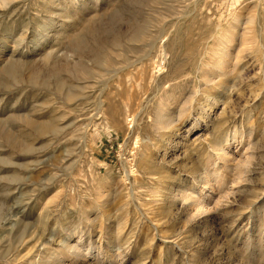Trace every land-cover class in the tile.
Here are the masks:
<instances>
[{
	"label": "rangeland",
	"instance_id": "374dc122",
	"mask_svg": "<svg viewBox=\"0 0 264 264\" xmlns=\"http://www.w3.org/2000/svg\"><path fill=\"white\" fill-rule=\"evenodd\" d=\"M0 264H264V0L0 4Z\"/></svg>",
	"mask_w": 264,
	"mask_h": 264
},
{
	"label": "bare ground",
	"instance_id": "6f19581e",
	"mask_svg": "<svg viewBox=\"0 0 264 264\" xmlns=\"http://www.w3.org/2000/svg\"><path fill=\"white\" fill-rule=\"evenodd\" d=\"M10 0H0V4H4V3H7V2H9ZM141 24H138V26H140ZM131 27V26H130ZM141 28V26L138 28V29H140ZM142 29V28H141ZM140 29V30H141ZM131 30V29H130ZM119 31V30H118ZM137 31V30H136ZM136 31H135V33H132V36H131V39H133V41L135 40V41H139V42H141V41H143V38L142 37H140V34L141 33H136ZM139 31V30H138ZM144 31V30H143ZM120 32V31H119ZM128 32V31H127ZM131 32V31H130ZM115 33V32H114ZM143 33V32H142ZM119 34V33H118ZM125 35V34H124ZM127 35V34H126ZM139 36V37H138ZM148 36V35H147ZM126 39V38H125ZM130 39V38H129ZM141 40V41H140ZM107 41H108V39H107ZM137 41V42H138ZM113 42V41H112ZM229 42V41H228ZM109 43V42H108ZM135 43V42H134ZM111 44V43H110ZM78 48V47H77ZM79 51H82V50H79ZM133 52H134V50H133ZM48 55V54H47ZM47 57V56H46ZM222 59V58H221ZM138 60V59H137ZM66 61V60H65ZM32 62H24V63H17L15 66H13L14 67V69H13V75H17L21 70H26V72L28 73V80L29 81H32V80H34L35 79V77H37V76H39V73H38V70H37V68L35 67V66H33V64H31ZM81 66V65H80ZM218 66H219V68L221 67L222 68V66H223V61L221 60V61H219L218 62ZM82 67V66H81ZM49 70V69H48ZM222 71V70H221ZM52 72V71H51ZM53 74V73H52ZM42 80L43 81H45L46 80V78L48 77V74H43L42 76ZM51 77V76H50ZM53 77L54 78H56V75L55 74H53ZM58 86H59V84H58ZM60 87V86H59ZM21 117V116H20ZM19 118V117H18ZM22 118V117H21ZM23 122H24V124L26 125V126H28V127H31V128H33V129H36L37 131H38V133L39 132H43V131H46V130H48V129H50V128H52V125L50 124V122L48 123V122H36L34 119H32L31 117H29V115L28 116H24L23 117V120H22ZM57 129V128H56ZM41 134V133H40ZM42 134H44V133H42ZM26 141L28 142V140L26 139ZM12 142H15L14 141V139H12ZM21 143V142H20ZM26 143V142H25ZM24 145V144H23ZM31 145V144H30ZM25 147V146H24ZM26 148H28V145L26 146ZM74 249V248H73Z\"/></svg>",
	"mask_w": 264,
	"mask_h": 264
}]
</instances>
